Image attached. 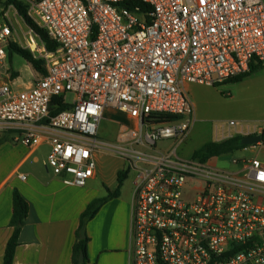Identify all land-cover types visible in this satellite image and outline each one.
<instances>
[{"label":"built area","instance_id":"built-area-1","mask_svg":"<svg viewBox=\"0 0 264 264\" xmlns=\"http://www.w3.org/2000/svg\"><path fill=\"white\" fill-rule=\"evenodd\" d=\"M23 1L59 48L49 51L27 25L21 44L0 18V135L48 145L46 169L69 186L86 187L103 154L123 160L134 175L133 264H264V162L233 159L238 169L227 171L178 154L194 113L187 87L264 66V0ZM13 43L45 62L24 88L3 73ZM60 98L68 109L51 115ZM107 109L129 123L104 140ZM151 115L176 119L159 125ZM225 127L217 142L263 137L264 115ZM163 141L175 147L159 148Z\"/></svg>","mask_w":264,"mask_h":264},{"label":"crops","instance_id":"crops-1","mask_svg":"<svg viewBox=\"0 0 264 264\" xmlns=\"http://www.w3.org/2000/svg\"><path fill=\"white\" fill-rule=\"evenodd\" d=\"M16 145L8 142L0 145V264L14 231L10 221L16 190L28 203L29 210L20 231L14 264H75L73 248L78 240L81 216L92 202L108 196L107 188L116 189L117 177L110 183L96 184L99 177L106 178L98 165L96 177L86 187L65 185L48 172L45 159L34 157L38 149ZM33 157V164L42 162L43 168L21 172ZM121 170H116L117 175ZM23 174L27 180L20 178ZM133 194L134 180L133 184H124L120 196L105 203L82 229L90 239L87 264H133Z\"/></svg>","mask_w":264,"mask_h":264},{"label":"rangeland","instance_id":"rangeland-1","mask_svg":"<svg viewBox=\"0 0 264 264\" xmlns=\"http://www.w3.org/2000/svg\"><path fill=\"white\" fill-rule=\"evenodd\" d=\"M6 0H2L4 4ZM3 7V6H2ZM0 17L6 24H12L17 28L18 37L24 43L20 29L27 32L24 20L17 13L13 6L3 10ZM19 44L20 46H22ZM8 70V81L15 80L16 87H26L30 83L36 82L40 77L31 65L18 54H13L5 62L3 73ZM17 74V75H16ZM188 94L194 104V113L187 118L191 122V129L183 143L178 148V154L186 160L193 159L194 153L200 150L206 143L221 140V132L230 121H237L245 125H256L264 115V66L260 67L251 76L240 82H226L217 86L204 84H191ZM74 97L67 96V100L72 102ZM120 123H129L126 114L116 110L107 109L100 127V135L104 140L115 137ZM227 127L224 128L226 130ZM7 138L6 142L17 146L12 135H0V138ZM5 142V143H6ZM20 144V143H18ZM176 141H163L158 144L159 148H173ZM21 145V144H20ZM3 150V149H1ZM49 147H40L34 157L40 161L47 160ZM34 157L22 168L21 172L27 173L31 169L43 168L42 162L39 165L33 164ZM257 157L264 162V145H256L255 148L249 146L247 149L237 151L231 155H225L214 160L212 164L216 168L235 171L238 169L233 164V159H253ZM125 163L120 158L103 154L99 157V167L105 172V180L101 177L96 184L116 180V170L123 169ZM37 167V168H36ZM12 171V170H11ZM134 175L129 174L124 184H133Z\"/></svg>","mask_w":264,"mask_h":264},{"label":"trees","instance_id":"trees-1","mask_svg":"<svg viewBox=\"0 0 264 264\" xmlns=\"http://www.w3.org/2000/svg\"><path fill=\"white\" fill-rule=\"evenodd\" d=\"M9 6H13L17 10L18 14L24 20L25 24L31 29H33L36 34L39 35L42 42L45 44L46 48L49 51H56L59 48V44L55 42L54 40H52L50 36L47 34V32L41 29L40 27H38L37 24L28 16V13H27L28 6L25 1L6 0L4 4H2V0H0V17L3 15V12H4L3 10L7 9ZM9 51H10L9 52L10 59L12 58L13 54L16 53L19 56H21L23 59H25L31 65V67L40 75H44L46 73V69L44 67L45 66L44 60L35 59L30 51L23 49L21 46H19L16 43L11 44ZM260 67H263V66L253 64L250 72L240 77H237L235 79L229 80L227 82H240L243 79L251 76ZM68 107H69L68 105L63 104V99L61 98L57 99V101H55L51 109V115H56L59 112L68 109ZM150 119L153 120L154 124L163 125V124L172 122L173 120L176 119V117L164 116V115H161V116L151 115ZM6 140L7 138L5 137L0 138V145L4 144ZM242 140H243V137L237 136V137H233L231 139H227L221 142L212 141V142L206 143L200 150L194 153L193 159L199 160L201 162H209L221 156L231 155L237 151H240V150H243L249 147V146L244 145L242 143ZM262 144L264 145V135H263ZM128 176H129L128 171H124V170L119 171L117 175L116 189L111 191L109 188H107L108 196L106 198L95 200L87 207V209L81 216L80 231L84 229L85 225L89 221L95 218L100 208L105 203H107L109 200L115 197L120 196L121 189L124 185L125 180L128 178ZM28 210H29L28 203L22 197V195L16 190L14 192V197H13V215L10 221V226L14 228V231H13V234L10 240L7 243L3 264H14L16 250L19 246L20 231L28 216ZM80 231L78 232V240L75 243L74 248H73V261L75 264H87L88 244H89L90 239L88 238V236H86L85 238H81ZM81 253L84 254L83 263H80Z\"/></svg>","mask_w":264,"mask_h":264},{"label":"water","instance_id":"water-1","mask_svg":"<svg viewBox=\"0 0 264 264\" xmlns=\"http://www.w3.org/2000/svg\"><path fill=\"white\" fill-rule=\"evenodd\" d=\"M263 142V137L260 136V135H256V136H250V137H245L243 138L242 140V143L246 146H255V145H259V144H262ZM85 230H82L81 231V236L82 238L85 237ZM84 262V254L81 253V256H80V263H83Z\"/></svg>","mask_w":264,"mask_h":264}]
</instances>
